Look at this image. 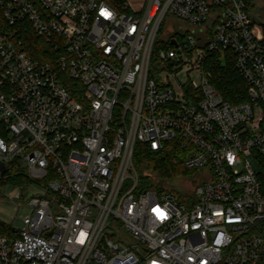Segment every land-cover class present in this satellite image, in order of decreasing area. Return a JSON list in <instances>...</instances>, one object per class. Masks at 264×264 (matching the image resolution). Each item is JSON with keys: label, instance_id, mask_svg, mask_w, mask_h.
Returning a JSON list of instances; mask_svg holds the SVG:
<instances>
[{"label": "built area", "instance_id": "1", "mask_svg": "<svg viewBox=\"0 0 264 264\" xmlns=\"http://www.w3.org/2000/svg\"><path fill=\"white\" fill-rule=\"evenodd\" d=\"M109 1L0 0V164L29 179L19 205L40 189L19 229L0 223V264H264V0ZM217 51L247 101L210 84ZM168 142L198 174L182 203L133 165L138 144Z\"/></svg>", "mask_w": 264, "mask_h": 264}, {"label": "trees", "instance_id": "2", "mask_svg": "<svg viewBox=\"0 0 264 264\" xmlns=\"http://www.w3.org/2000/svg\"><path fill=\"white\" fill-rule=\"evenodd\" d=\"M109 3L112 2L109 1ZM254 29L256 35H264V25ZM23 40L33 58L44 61L48 57L49 47L41 38L35 37L28 30L25 32ZM163 46L166 44L158 40L155 49ZM205 69L209 73L210 84L225 101L233 105L247 101V86L238 73L234 57L230 52L212 53ZM186 157L187 154L176 142H168L158 151H152L145 144H138L133 155V165L137 171L140 185H149V179H153V182L170 184L176 178L181 177L183 180L192 178L194 174H191L192 171L184 166ZM146 171L153 173H144ZM259 180L264 188V165L259 173ZM8 184L25 187L29 184V179L17 161L9 163L6 168L0 170V193L3 192L2 188ZM8 233H10V229H8Z\"/></svg>", "mask_w": 264, "mask_h": 264}, {"label": "rangeland", "instance_id": "3", "mask_svg": "<svg viewBox=\"0 0 264 264\" xmlns=\"http://www.w3.org/2000/svg\"><path fill=\"white\" fill-rule=\"evenodd\" d=\"M256 12L257 13L252 16L255 22L253 27L261 28L262 25L256 20H258V17L264 19V13L260 12V8H258ZM162 28L164 31L165 25ZM176 77L183 85L190 81L200 83V76L196 71L188 72L187 69H181L177 72ZM249 162L251 163L252 168L256 172H259V163L253 157H249ZM191 174H194L192 175V178L196 175L198 176L197 173ZM192 178H188L189 180L186 181H184L183 178L181 179V177L176 178L170 182V184H166V186L161 182H153V179H149V183L153 184L160 191L172 193L179 200V202L182 203L184 200L192 198V193L197 185V183L192 181ZM127 184L129 186L131 185L129 181ZM23 187L25 186L8 184L6 187L2 188L3 192L0 193V223L12 226L14 229H19L21 226L20 220L30 213V208L26 205V202L30 197L40 193V189L38 187L29 185L27 187L28 189L26 191V195L22 200V203L19 205L18 201L14 198L18 193H22Z\"/></svg>", "mask_w": 264, "mask_h": 264}, {"label": "water", "instance_id": "4", "mask_svg": "<svg viewBox=\"0 0 264 264\" xmlns=\"http://www.w3.org/2000/svg\"><path fill=\"white\" fill-rule=\"evenodd\" d=\"M4 169V167L0 164V170H3Z\"/></svg>", "mask_w": 264, "mask_h": 264}]
</instances>
